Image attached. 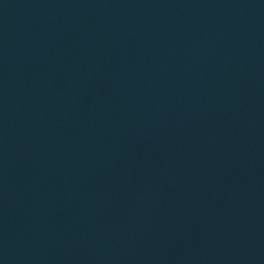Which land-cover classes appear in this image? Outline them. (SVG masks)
Returning <instances> with one entry per match:
<instances>
[{"label":"water","instance_id":"1","mask_svg":"<svg viewBox=\"0 0 264 264\" xmlns=\"http://www.w3.org/2000/svg\"><path fill=\"white\" fill-rule=\"evenodd\" d=\"M0 264H264V0H0Z\"/></svg>","mask_w":264,"mask_h":264}]
</instances>
